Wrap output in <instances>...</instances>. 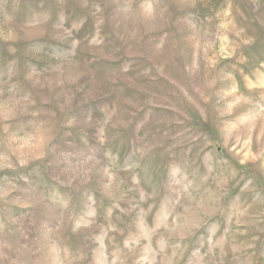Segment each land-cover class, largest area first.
Wrapping results in <instances>:
<instances>
[{
	"label": "rangeland",
	"instance_id": "1",
	"mask_svg": "<svg viewBox=\"0 0 264 264\" xmlns=\"http://www.w3.org/2000/svg\"><path fill=\"white\" fill-rule=\"evenodd\" d=\"M0 264H264V0H0Z\"/></svg>",
	"mask_w": 264,
	"mask_h": 264
}]
</instances>
